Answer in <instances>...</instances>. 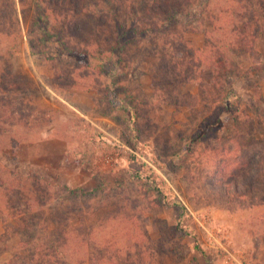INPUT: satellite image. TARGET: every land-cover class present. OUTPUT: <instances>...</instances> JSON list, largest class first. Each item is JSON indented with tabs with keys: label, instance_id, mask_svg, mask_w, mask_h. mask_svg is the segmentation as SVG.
I'll use <instances>...</instances> for the list:
<instances>
[{
	"label": "rangeland",
	"instance_id": "1",
	"mask_svg": "<svg viewBox=\"0 0 264 264\" xmlns=\"http://www.w3.org/2000/svg\"><path fill=\"white\" fill-rule=\"evenodd\" d=\"M97 1L86 2L97 6ZM5 5L6 0H0L3 12ZM52 19L57 20L54 15ZM0 21H7L3 31L13 33L12 37L1 36L0 41L10 44L16 38L15 49L19 50L9 60L23 74L31 72L36 81L33 89L17 94V101L21 96L25 102L23 111H29L23 118L27 126L1 125L14 130L13 140H26L13 156L18 160L8 154L11 136L4 138V134L0 158L5 167L20 175L34 172L29 180L39 187L48 186L46 194L33 189L29 200L18 201L22 209H35L31 218V213L21 214L20 210H10L7 202H0V264L12 258L40 260L32 258L28 248L46 245V236L53 238L54 231L66 229L69 238L63 251L67 254L70 248H79L81 260L91 257L87 252L92 251L95 263L264 264V203L229 205L216 194L218 182L204 174L210 171L219 180L221 167L214 158L218 160L223 153L228 159L235 151L218 149L212 153L205 137L200 136L201 122L211 116V105L197 94L198 84L180 86L189 103L188 93L197 96L193 106L166 102V98L175 101L176 97L165 96L160 85L152 82L151 58L143 51L146 42L131 47L134 59L121 63L118 71L127 73L122 82L125 89L137 92L138 82L142 90L139 110L145 116L140 135L132 137L119 122L118 112L108 108L109 97L102 88L90 91L53 86L50 81H54L55 71L49 62L42 60L43 64L35 65L29 54L34 29L20 18L22 35H17L15 22L4 14ZM202 29L192 24L184 35L194 46L202 47L206 38ZM10 51L2 52L7 55ZM259 52L263 70L257 82L264 96V36ZM253 84L254 80L242 79L235 90L246 100L255 91ZM223 120L232 122L228 115ZM216 129L213 134L227 135L226 127ZM191 137L203 139L189 142ZM177 149L180 157L171 154Z\"/></svg>",
	"mask_w": 264,
	"mask_h": 264
},
{
	"label": "trees",
	"instance_id": "2",
	"mask_svg": "<svg viewBox=\"0 0 264 264\" xmlns=\"http://www.w3.org/2000/svg\"><path fill=\"white\" fill-rule=\"evenodd\" d=\"M86 1L6 0V11L1 9L0 15L15 22L17 35H22L20 18L34 29V37H29V54L35 65L43 64L42 60L49 62L55 71L50 84L90 91L102 88L109 97L108 108L118 112L119 122L132 137L140 135L145 116L139 110L142 90L138 82L137 92L125 89L122 82L127 73L118 69L121 63L134 59L131 47L146 42L143 51L151 58L152 82L160 85L165 96L176 97L175 101L168 97L166 102L193 106L197 96L188 93L189 103L180 86L188 82L198 84L197 94L210 103L211 116L205 117L202 127L196 130L203 131L200 136L205 137L210 152L235 151L228 159L223 158V153L218 160L214 158L221 167L219 180L210 171L204 173L218 182L216 194L229 201V205L264 203V96L257 82L263 70L259 66V42L264 36V0H98L97 6H88ZM53 15L57 20L52 19ZM6 23L0 21V40L3 35L13 36L12 32L2 30ZM192 24L203 26L206 38L202 47L194 46L184 35ZM15 42L16 38L10 44L0 41V139L3 134L4 138L11 136L6 153L17 161L13 156L26 140H13L14 130L8 131L1 125L27 126L23 118L29 111H23L25 102L21 96L17 101V94L22 89H33L36 81L31 72L23 74L9 60L14 51L19 53ZM35 48H42L41 56ZM8 50L11 51L5 55ZM251 78L255 91L245 100L236 92L235 84L242 79L253 83ZM120 92L122 97L118 96ZM225 115L231 117V123H224ZM220 127L227 128V135L213 134ZM193 139L203 138L191 137L189 142ZM171 154L180 157L178 149ZM32 177L34 172L20 175L12 167H5L0 158V202L5 201L10 210L29 216L35 209H22L18 201L29 200L33 189H42L43 194L48 189L47 183L39 187L30 181ZM66 230L54 231L53 238L51 234L46 236V245L33 244L28 248L32 258L38 256L40 260L12 258L4 264H104L97 260L95 263L92 251L87 252L91 257L86 260L80 259L79 248H70L67 255L63 251L69 238Z\"/></svg>",
	"mask_w": 264,
	"mask_h": 264
}]
</instances>
